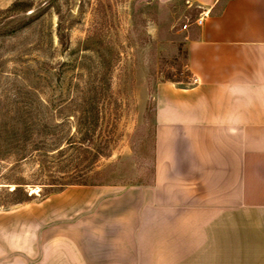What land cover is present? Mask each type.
Instances as JSON below:
<instances>
[{"label": "crops", "instance_id": "0c3cea01", "mask_svg": "<svg viewBox=\"0 0 264 264\" xmlns=\"http://www.w3.org/2000/svg\"><path fill=\"white\" fill-rule=\"evenodd\" d=\"M190 1L196 82L156 86L151 185L0 210V264H264V0Z\"/></svg>", "mask_w": 264, "mask_h": 264}, {"label": "rangeland", "instance_id": "374dc122", "mask_svg": "<svg viewBox=\"0 0 264 264\" xmlns=\"http://www.w3.org/2000/svg\"><path fill=\"white\" fill-rule=\"evenodd\" d=\"M13 1L0 0V210L151 185L156 86L192 82L186 43L202 9L190 0H22L32 7L8 10ZM21 124L18 150L3 129ZM71 178L87 184L43 195Z\"/></svg>", "mask_w": 264, "mask_h": 264}, {"label": "trees", "instance_id": "16d2710c", "mask_svg": "<svg viewBox=\"0 0 264 264\" xmlns=\"http://www.w3.org/2000/svg\"><path fill=\"white\" fill-rule=\"evenodd\" d=\"M31 7H32V4L30 2L23 3L22 0H14L11 3V5L8 7V10L17 9V10H20V11H27ZM59 28L60 27L57 26V32H58V29ZM152 117H153V110H152ZM3 131L10 132L12 134V137L17 138V140H15L13 142V144H12V142H10V144L12 145V146H10L11 148L12 147H14V148L15 147L16 148L18 147L17 148L18 150H23L25 148L26 143L25 142H22V141H25L26 140V137L25 136H26L27 129H26V127L24 125L21 124V126H18V127H17V125H14V127L12 126V127H9V128H4ZM24 137H25V140H23ZM18 138H20V139H18ZM21 139H22V141H21ZM19 141H21V143L20 144H16ZM2 143L3 142L0 143L1 144L0 147L3 145ZM6 143H8V142H6ZM66 144H67L68 149L74 148L73 141H71L70 139H68V141L66 142ZM5 146H6V144H5ZM6 147H7V149H9L8 146H6ZM35 149H36V152L37 153L38 152L39 153L42 152V150L39 149V148H35ZM61 149L62 148H59V150H57V151H61ZM100 155H102V154H100ZM62 173L67 174V176L69 175L68 172H62ZM74 179H72V178L71 179H67L65 181H61V182H58L56 184L53 183V182L49 183L48 184L49 186H46V187H49L51 189L47 190V192H45L43 195L46 196L49 193L57 192V191L61 190L66 185H71V184H87L84 180L82 181V180H77L76 178H74ZM38 184L41 187H44V183L43 182H39ZM19 187L20 186H16L13 190H20ZM24 195H26L24 199L16 200V202L26 201L27 200V193H24Z\"/></svg>", "mask_w": 264, "mask_h": 264}, {"label": "built area", "instance_id": "2783aa9c", "mask_svg": "<svg viewBox=\"0 0 264 264\" xmlns=\"http://www.w3.org/2000/svg\"><path fill=\"white\" fill-rule=\"evenodd\" d=\"M201 21H202V17L199 16V17L197 18V20H196V23H197V24H200ZM193 82H196V79H195V78L192 79V83H193Z\"/></svg>", "mask_w": 264, "mask_h": 264}]
</instances>
